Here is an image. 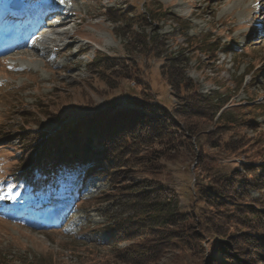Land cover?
<instances>
[{"label":"rangeland","instance_id":"1","mask_svg":"<svg viewBox=\"0 0 264 264\" xmlns=\"http://www.w3.org/2000/svg\"><path fill=\"white\" fill-rule=\"evenodd\" d=\"M13 1L0 0V18L15 12L10 7ZM19 1L27 9L35 0ZM40 1L44 5L57 3L68 13L59 18L72 23V37L45 49L40 45L39 50L25 49L0 57V264H120L113 254L117 238L107 224L108 217L117 212L114 203L121 199L117 186L123 181L140 182L149 175L125 174L119 168L108 180L94 176L84 183L79 179L63 190L57 180L51 187L37 185L26 191L18 186L22 168L36 161L46 146L60 144L58 137L65 126L57 122L65 121L70 128L80 116L94 118L104 109L116 112L130 106L142 91H148L143 97L169 109L170 133L182 136V121L170 112L178 101L160 74L164 56L145 58L138 48L128 46L141 33L167 35L170 53L183 47L190 58L186 72L200 93L216 94L226 101L222 110L240 109L249 120L256 121L259 132H264V32L256 27V0ZM151 14L160 17L147 20ZM57 27L51 30L58 31ZM53 36L51 32L47 39ZM69 43L72 45L67 48ZM106 57L116 61L112 72H98V60ZM120 60L127 63L131 78H124ZM106 75L115 82L109 83ZM142 78L149 89L138 82ZM241 133L257 137L252 129ZM94 141L93 150H100ZM178 147L179 157L161 162L155 179L176 193L181 213L201 219L210 214V207L195 191L196 181L204 182L195 168L197 149L191 151L184 143ZM212 154L228 173L236 167L243 172L241 165L249 159L248 154H241V160ZM259 161L264 163V159ZM244 177L252 185L247 200L256 202V209L263 213L264 227V185H258L248 173ZM127 245L122 241L118 248ZM202 248L200 253L168 251L157 264L222 260L208 242L204 241ZM263 257L254 264H264Z\"/></svg>","mask_w":264,"mask_h":264},{"label":"trees","instance_id":"2","mask_svg":"<svg viewBox=\"0 0 264 264\" xmlns=\"http://www.w3.org/2000/svg\"><path fill=\"white\" fill-rule=\"evenodd\" d=\"M159 17L151 14L147 20ZM167 41V35L141 33L128 46L138 48L145 58L164 56L160 74L178 101L170 112L181 119L185 129L182 136L170 133L169 109L143 97L148 91H142L130 106L116 112L104 109L94 118L80 116L70 128L65 121L57 122L65 126L58 138L66 143L44 146L45 152L22 168L21 185L26 188L35 181L48 185L60 180L59 186L64 187L80 176L85 181L94 176L108 180L119 168L125 174H147L149 177L140 182L116 185L121 199L114 203L117 212L108 217L107 224L117 238L113 254L120 264H157L171 250L200 253L204 241L222 259L211 264H254L264 254L263 213L256 209V202L247 200L252 185L244 174L264 185V163L259 161L264 159V132H259L256 121L249 120L240 109L222 111L226 101L216 94L202 95L198 84L186 74L190 58L184 48L170 53ZM115 62L109 57L102 62L99 59L98 72H112ZM120 62L126 74L121 75L131 78L127 63ZM243 129L256 131L257 137L242 134ZM95 139L98 151L93 150ZM183 143L191 151L197 149L195 168L204 182L196 181L195 191L210 207V214L201 219L181 213L176 193L155 179L161 162L178 158L176 151ZM212 152L239 160L241 154H248L249 159L241 165L243 172L236 167L228 173ZM258 161L260 164L253 166ZM122 241L128 245L118 248Z\"/></svg>","mask_w":264,"mask_h":264},{"label":"bare ground","instance_id":"3","mask_svg":"<svg viewBox=\"0 0 264 264\" xmlns=\"http://www.w3.org/2000/svg\"><path fill=\"white\" fill-rule=\"evenodd\" d=\"M35 2H37V3H35ZM33 3H34V5H32V6H30V4H27V5H29V7L27 9H26V6H25L22 10L15 11L12 14H9V15H6V16L2 17L0 19V26H2L3 23L8 22V21L11 22V26L16 25V24L19 26V23H23L25 20H26V22L28 24H36L37 23L36 21L38 20L39 16H41V15L42 16H49L51 14L55 15L57 13V11H59L58 8L55 9V7L52 5V3H50L49 5L45 4L42 9L38 8V5H40L39 1L35 0L31 4H33ZM253 6H254V9H255L254 15L259 17V19L257 21L258 22H263L264 21V0H259L258 2L256 0L254 2ZM31 10H32V12H31ZM57 16H56V18H57ZM255 18H257V17H255ZM70 23L71 22L68 19L67 20L64 19L63 21H61L58 24V27L56 28V29H58V31H56V30H51L53 27H56V26L55 25L53 26V23H51L49 21L46 24H43V25L40 26V33L41 34H45V33L53 32V35H54L53 38H49V39H46V40L42 41L41 40L42 38L40 37V34H39L38 37L30 39L29 43L23 44L20 48H16L15 50L7 52L6 55L7 56H12L19 49H21L22 51L25 50L26 48L27 49H32V48L38 49L36 47H32L35 43H39L41 45H44V47L46 48L47 45L48 46L52 45L56 41L70 40L71 37H72L70 32H69V24ZM71 45H72V43H69V44L66 45V47L69 48ZM6 46H8V45H6ZM6 48H8V47H6ZM53 48H55V47H53ZM53 48H51V49H53ZM2 50H3V47H0V53H3ZM83 50L84 49L79 50L78 53L82 52ZM209 95H211V93H209Z\"/></svg>","mask_w":264,"mask_h":264},{"label":"water","instance_id":"4","mask_svg":"<svg viewBox=\"0 0 264 264\" xmlns=\"http://www.w3.org/2000/svg\"><path fill=\"white\" fill-rule=\"evenodd\" d=\"M16 8H17V9H20V8H21V5H19V6H16Z\"/></svg>","mask_w":264,"mask_h":264},{"label":"built area","instance_id":"5","mask_svg":"<svg viewBox=\"0 0 264 264\" xmlns=\"http://www.w3.org/2000/svg\"><path fill=\"white\" fill-rule=\"evenodd\" d=\"M187 74V73H186ZM188 76V75H187Z\"/></svg>","mask_w":264,"mask_h":264}]
</instances>
